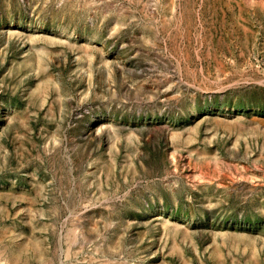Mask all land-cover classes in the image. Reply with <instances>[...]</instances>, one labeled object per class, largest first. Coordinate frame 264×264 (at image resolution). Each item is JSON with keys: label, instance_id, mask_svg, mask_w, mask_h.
I'll list each match as a JSON object with an SVG mask.
<instances>
[{"label": "rangeland", "instance_id": "374dc122", "mask_svg": "<svg viewBox=\"0 0 264 264\" xmlns=\"http://www.w3.org/2000/svg\"><path fill=\"white\" fill-rule=\"evenodd\" d=\"M189 263L264 264V0H0V264Z\"/></svg>", "mask_w": 264, "mask_h": 264}, {"label": "bare ground", "instance_id": "6f19581e", "mask_svg": "<svg viewBox=\"0 0 264 264\" xmlns=\"http://www.w3.org/2000/svg\"><path fill=\"white\" fill-rule=\"evenodd\" d=\"M198 23H199V21H198ZM52 87V86H51ZM65 94V93H64ZM58 164V163H57ZM22 260V259H21ZM190 264V263H189Z\"/></svg>", "mask_w": 264, "mask_h": 264}]
</instances>
